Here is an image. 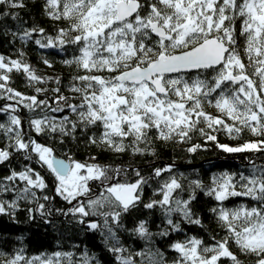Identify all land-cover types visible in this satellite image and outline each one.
<instances>
[{"label":"snow or ice","instance_id":"snow-or-ice-1","mask_svg":"<svg viewBox=\"0 0 264 264\" xmlns=\"http://www.w3.org/2000/svg\"><path fill=\"white\" fill-rule=\"evenodd\" d=\"M0 6L23 9L26 0H0ZM42 8L51 21L66 24L55 36L2 7L0 24L6 17L15 22V30L9 29L12 43L74 46L75 54L63 63L77 74L68 85L72 95H65L60 79L38 75L22 50L16 58L0 54V99L16 101L0 106V113L8 114L0 123L5 141L0 165L11 164L14 156L25 162L0 177V215L14 217L27 204L30 220L38 215L51 225L54 214L71 217L100 234L113 264H264V165L252 162L247 175L224 172L204 185L174 172V163L145 176L138 167L100 163L95 155L77 159L71 149L60 153L55 146L86 137V146L102 151L155 155L157 140L188 143L198 132L215 142L213 133L237 139L247 131L257 139L235 146L217 142V147L227 153H264V0H43ZM43 62L51 67L47 59ZM13 72L24 74L30 85L51 80L57 86L51 97L40 98L48 91L42 87L27 96L9 86ZM19 106L36 114L27 126ZM62 113L67 114L57 115ZM201 147L192 144L187 151ZM49 176L52 194L46 192ZM151 181L157 187L146 199ZM197 190L218 202L209 211L224 232L219 239L185 233L183 225L205 227L193 203ZM231 197L254 203L228 208L224 202ZM57 198L69 207H54ZM141 208L158 210L163 226L152 231L154 221L137 218L128 228L125 218ZM122 233L143 246H126ZM174 233L184 238L170 242L176 255L169 260L155 239ZM0 264L102 261L86 247L33 256L19 248L0 250Z\"/></svg>","mask_w":264,"mask_h":264},{"label":"trees","instance_id":"trees-1","mask_svg":"<svg viewBox=\"0 0 264 264\" xmlns=\"http://www.w3.org/2000/svg\"><path fill=\"white\" fill-rule=\"evenodd\" d=\"M43 0H26V7L23 9H9L7 6H0L3 11H16L23 20L27 21L29 25H38L45 28L47 34L55 36L58 27L66 26L65 23H57L51 21L43 13L42 8ZM15 22L10 18H5L3 24H0V54L16 58L17 49L24 52V59L36 70V73L44 78H59L61 81V91L65 95H72L68 91V85L73 75L77 74L74 67H69L63 63L65 59L71 58L75 54L74 46L67 45L64 49H40L34 43L21 45L19 42L12 43L9 29L15 30ZM239 29V23L237 24ZM39 38V37H36ZM241 48V55L243 56V37H240L238 45ZM47 59L51 63V67L44 64ZM247 62V61H246ZM9 86L17 91L24 93L27 96L35 95V88L42 87L48 91L41 95L40 98L51 97L53 95L51 89L57 85L49 80L47 83L29 84L26 76L22 73L13 72L11 80L8 82ZM14 100L0 99V106L6 104H15ZM18 114L27 126V121L33 118L36 114L29 112L28 109L19 106ZM207 111L218 114L212 107H207ZM67 113L57 114L66 115ZM8 119L7 113H0V123H6ZM203 126V125H201ZM217 136V141H208L200 133L193 134V138L188 143H175L155 141L153 147L155 148V155L136 154L131 152L125 154H115L112 152L102 151L94 146H86V137L80 139L76 144L71 141H66L65 144H55L58 152L62 153L69 149L75 153L77 159H86L90 155H95L100 163L112 164L114 166H133L142 170V174L149 176L155 167H162L167 164L174 163L176 165L174 172L183 173L188 180L200 179L204 185L211 183V178L215 175L227 172L229 174H239L243 172L245 175L249 174L252 169V162L256 165H264V153H227L217 147V142L220 144H228L235 146L242 144L247 140H255L251 133L245 131L237 139H232L224 131L213 133ZM38 140L45 142L44 136H36ZM79 135V133H78ZM50 143H55L49 141ZM5 144V141L0 135V147ZM192 144H200L202 147L195 153L188 152L187 149ZM25 163L19 156H14L11 164L0 165V177L9 174L10 169L19 170L20 165ZM35 167V165H33ZM39 170V169H38ZM43 174V173H42ZM131 178V177H130ZM49 181V189L46 190L48 194H52L51 177H46ZM185 183V197L188 195L187 183ZM152 187L145 189V198L152 196V190L157 187L155 181H151ZM197 199L194 201L195 209L202 217L204 228L196 225H183L185 233L189 236H200L206 241L209 236L216 235L219 239L224 235L222 229L219 228L215 216L209 211L210 208L217 206V201L214 198L206 195L204 192L197 190ZM253 201L245 197H231L224 202L228 208H235L241 204H252ZM29 205L23 204L17 210L14 217L0 215V250L11 252L19 248H23L29 256L40 254H51L55 251H79L87 248L91 253H95L101 259L102 264H113V257L107 251L103 238L98 232H89L84 225L76 223L71 217H64L54 214L52 224H46L38 215L35 220H30L27 208ZM56 208H67L69 205L61 199L57 198L54 202ZM137 218H145L154 221L151 230L157 231L156 225L163 226L159 211L149 212L146 209H140L138 212L133 213L131 216L125 218V225L128 228L134 226V221ZM184 234L174 233L167 238L155 239V244L162 251L165 252L169 260L175 257V253L170 248V242L174 240H182ZM121 239L125 242L126 246L132 248L142 247L144 242L134 237L129 236L127 233L121 234ZM74 245H79V249L74 248ZM235 250V249H233ZM243 258V257H242Z\"/></svg>","mask_w":264,"mask_h":264},{"label":"water","instance_id":"water-1","mask_svg":"<svg viewBox=\"0 0 264 264\" xmlns=\"http://www.w3.org/2000/svg\"><path fill=\"white\" fill-rule=\"evenodd\" d=\"M18 110H20V107H18Z\"/></svg>","mask_w":264,"mask_h":264},{"label":"rangeland","instance_id":"rangeland-1","mask_svg":"<svg viewBox=\"0 0 264 264\" xmlns=\"http://www.w3.org/2000/svg\"><path fill=\"white\" fill-rule=\"evenodd\" d=\"M21 110V109H20Z\"/></svg>","mask_w":264,"mask_h":264}]
</instances>
